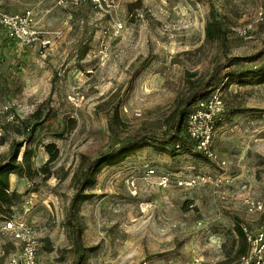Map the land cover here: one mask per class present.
Returning <instances> with one entry per match:
<instances>
[{
	"label": "rangeland",
	"instance_id": "1",
	"mask_svg": "<svg viewBox=\"0 0 264 264\" xmlns=\"http://www.w3.org/2000/svg\"><path fill=\"white\" fill-rule=\"evenodd\" d=\"M35 1L0 0L4 11L31 9L50 39L20 47L0 29V160L20 140L34 149L36 167L51 170L36 183L9 176L19 195L12 218L39 237L37 264H71L75 182L122 142L146 144L104 164L87 189L74 219L85 264H242L236 223L264 226V207L249 209L251 201L264 205V16L257 17L264 0H117L107 11ZM211 8L227 29L226 55L245 58L210 82L208 94L220 87L226 105L239 108L216 124L215 159L185 138L168 140L179 102L224 61L207 36ZM163 172L212 178L164 187ZM1 224L0 264H9L20 243Z\"/></svg>",
	"mask_w": 264,
	"mask_h": 264
},
{
	"label": "built area",
	"instance_id": "2",
	"mask_svg": "<svg viewBox=\"0 0 264 264\" xmlns=\"http://www.w3.org/2000/svg\"><path fill=\"white\" fill-rule=\"evenodd\" d=\"M58 7H80L90 4L101 11L113 9L117 0H53ZM264 10L260 7L257 17L263 19ZM121 27V25H119ZM0 29L6 36L15 41L18 46L25 47L32 43H39L40 47H47L50 44L49 38L40 36L36 26L34 13L27 9L20 13H10L0 7ZM246 33L245 29L240 31ZM225 110V101L221 88L214 89L207 97L197 100L188 113L186 129L191 138L196 141V150L202 151L206 156L215 159L216 155L212 149L214 131L217 122ZM155 169L147 165L146 176L155 174ZM212 178L210 174L204 176L189 175L180 177L174 174L163 172L158 177V184L164 187L171 185L177 187H190L199 179ZM262 201H251L249 209L257 212L263 209ZM1 229L9 232L13 239L19 241L20 249L14 254L9 264H37V249L39 237L34 235L30 225L23 220L10 218L1 221ZM245 239L248 244V251L241 257L242 264H264V226L251 231L247 226H242Z\"/></svg>",
	"mask_w": 264,
	"mask_h": 264
},
{
	"label": "trees",
	"instance_id": "3",
	"mask_svg": "<svg viewBox=\"0 0 264 264\" xmlns=\"http://www.w3.org/2000/svg\"><path fill=\"white\" fill-rule=\"evenodd\" d=\"M207 36L209 39L219 42L222 47V51L225 54L224 61L219 63L214 67L213 73L208 77V83L203 87L199 85L196 87V91L190 95L183 98L176 107L175 119L172 124V135L169 136L168 140L171 138H182L187 139V143H190V148L195 152L203 153L202 151H197L196 141L191 138L186 129V119L188 113L192 109L194 103L202 98L207 97L209 94V87L212 85L210 82L214 79L218 71L230 67L235 61L243 60L245 58L227 56V29L223 25V19L220 15L214 12V9L209 10L208 22L206 25ZM262 52H256L248 59H255L261 55ZM261 74L264 75V69H260ZM243 75H238L240 77ZM264 77V76H263ZM225 101V99H224ZM227 110L229 115L234 114L239 110L235 105H226L225 110ZM222 113L221 117L224 115ZM220 117V119H221ZM109 127L113 132H117L119 125H116L114 117L112 116L109 120ZM184 134V135H183ZM136 137H141L137 135ZM183 141V140H182ZM122 142V140L120 141ZM146 143L127 145L125 142L119 145V147H113L106 154L92 161L87 169L81 174V176L75 182V192L71 198L69 209L67 210V223L69 224L73 237V248L75 251V258L72 260L71 264H85L86 263V247L82 242V229L78 222H75V215L79 209L80 204L87 199L90 194L87 189L93 185L97 173L101 170L102 166L107 163H111L114 159H119L131 150L140 148ZM23 141L13 140L6 152V155L0 160V221L8 220L13 216V207L18 200V193L10 188L9 176L11 173H16L20 177H26L30 181L36 183L46 180L51 175L50 168L47 165H42L36 167L33 163L34 149L26 146L22 149ZM53 143L46 144L45 147L47 151L52 154L51 158H55L53 155ZM163 148V147H161ZM22 149V151H21ZM204 154V153H203ZM52 160V159H51ZM236 231L238 235V240L241 242L242 248L240 252L246 254L248 251V244L245 239L244 233L242 231V226L236 223ZM243 256V255H242Z\"/></svg>",
	"mask_w": 264,
	"mask_h": 264
},
{
	"label": "crops",
	"instance_id": "4",
	"mask_svg": "<svg viewBox=\"0 0 264 264\" xmlns=\"http://www.w3.org/2000/svg\"><path fill=\"white\" fill-rule=\"evenodd\" d=\"M44 1H46V0H36L35 1V6L37 5V4H39V5H41V4H45V2ZM51 2V1H53V0H48V2ZM54 2V1H53ZM25 10H27V9H24L23 11H25ZM6 12H10V13H20V12H23V11H7V10H5ZM50 11V8H47V12H49Z\"/></svg>",
	"mask_w": 264,
	"mask_h": 264
}]
</instances>
